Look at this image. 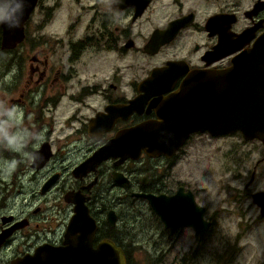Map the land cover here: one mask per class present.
<instances>
[{"label":"flooded vegetation","instance_id":"af4514ba","mask_svg":"<svg viewBox=\"0 0 264 264\" xmlns=\"http://www.w3.org/2000/svg\"><path fill=\"white\" fill-rule=\"evenodd\" d=\"M60 3L36 0L24 26L25 39L12 50L2 49L0 25V110L16 104L22 108L13 130L29 134L28 146L37 143L44 115L33 108L31 98L35 95H42L51 106L50 123L63 100L75 106L72 111L60 112L62 124L56 138L49 131L38 148H31L35 160L29 164L30 174L22 176L13 193H0V264H79L77 260L97 264L101 246L120 252L126 264H135L143 249L147 253L144 245L153 246L160 257L178 249L182 260L195 259L200 253L181 249L180 239L188 237L199 245L210 241L221 212L211 213L206 188H199L201 181L180 175L181 154L195 138L206 137L211 144L238 137L236 146L245 145L237 146L230 156L233 165L222 174L241 181L247 165H253L252 155L244 148L258 144L263 158L256 161L245 191L251 189L264 164V141L244 135L248 129L264 132V74L255 80L241 79L250 91L236 97H245L248 103L257 101L261 107L252 106L243 113L245 105L239 104L235 132L225 135L219 133L228 123V101L222 91L229 87L213 75L249 62L264 70V0H93L89 27L83 31H79L85 20L83 13L78 14L80 8L59 17ZM37 17L41 30L54 26L63 35L55 41L44 35L43 47L32 44L27 26ZM171 25L170 38H155L159 33L162 37ZM27 42L33 56L28 76L17 87L15 81L26 65L20 60L21 47ZM89 53L93 54L91 60ZM88 61L93 62L92 71L85 65ZM156 72L161 75L153 87L148 81ZM195 72L205 76L194 77ZM212 92L219 94L215 102ZM202 93L209 99L210 109L205 110L204 118L209 128L192 132L173 155L152 156L142 149L138 157L123 159L107 150L125 132L133 131L138 142L148 131L187 130L185 100L169 101L197 98ZM255 111L260 113L259 125H246L244 115ZM219 119L220 124L212 125ZM211 130L216 133L212 135ZM62 145L72 148L60 157L66 163L57 169L56 146ZM99 153L101 161L76 172ZM17 155L0 145L2 164ZM15 160L16 177L21 160ZM30 186L36 187L31 195L27 193ZM263 192L251 194V208H257L261 218L264 209L254 202V195ZM144 195L172 199L175 211L158 214ZM179 195L185 203L182 212ZM239 195L229 200L239 201ZM79 214L83 216L79 226L72 225ZM206 253L210 252L205 249Z\"/></svg>","mask_w":264,"mask_h":264},{"label":"rangeland","instance_id":"374dc122","mask_svg":"<svg viewBox=\"0 0 264 264\" xmlns=\"http://www.w3.org/2000/svg\"><path fill=\"white\" fill-rule=\"evenodd\" d=\"M61 3L58 6L60 9L59 17H64L72 11H76L79 7L78 14L83 13L85 18L84 23L80 27L79 31H83L88 28L89 21L87 18L92 16L93 11L91 7L94 6L93 0H59ZM41 23L40 17H37L34 23L28 24L27 30L29 33V39L39 44L37 47H43L42 38L44 35H51L53 40L59 39L63 35V31L54 26H48L46 30H41L38 25ZM33 47V46H32ZM36 47V48H37ZM33 56L31 43L27 42L24 47H21L20 60L25 62V68L19 79L15 81L17 87H21V83L28 76L29 58ZM89 60L92 59L93 54L89 53ZM88 60V57L85 58ZM85 63V61H84ZM93 62L88 61L85 65H88V69L92 71ZM18 96H16L17 98ZM34 105L33 108L41 115H44V124L41 127V131L38 135V141L35 145L28 146L24 149L27 156L17 155L13 156V159L18 158L21 160V164L18 167L19 172L15 177L14 171L9 174L0 173V193L10 194L17 188L18 181L24 174L29 175V164L32 159L31 148L36 147L40 143L41 134L44 137H48L49 131H52V137L58 136V125L62 124L60 120V112L64 110L72 111L75 106L68 103V100H63L58 107V113L53 122L50 123L49 109L50 105L45 104V98L42 95H35L31 98ZM17 105V104H16ZM27 105H31L28 102ZM19 106V105H18ZM22 110L21 106H19ZM1 108V105H0ZM20 116L22 114L20 113ZM35 134H37L35 132ZM35 136V135H33ZM238 137L228 138L226 140L215 141L208 144V139L195 138L192 143L184 150L179 158L180 175L184 179H196L201 181L199 188H206L205 198L211 208V213L221 212V219L218 221L217 229L215 230L213 237L205 244L199 245L196 241L192 242L186 239H180L178 245L181 249L187 250L188 248L194 249L199 252L200 255L193 260H182L181 251L178 249H172L171 253L167 257H160L157 254V249H154L151 245H144L142 256H139L138 260H135V264H264V218L260 217V212L257 208H251L252 199L251 194L264 191V164L260 167L257 177L251 189L245 191V185L251 178V172L257 160L263 158V149L258 144H251L244 149L249 150L248 154L252 155L253 165H247L243 180L233 181L231 174L228 173L227 177L223 176V172L230 168L231 154L235 152L238 145H245L239 143ZM59 150V160L55 167L58 169L62 164H65L64 157L66 153L71 150L72 146L64 147L56 146ZM6 153H4L5 155ZM8 157V156H6ZM9 160H6L4 164L0 162V168L7 165ZM225 161L227 165L225 164ZM250 162V163H251ZM224 165V166H223ZM44 174V173H43ZM69 176V173H65ZM27 180L31 179L26 178ZM40 179V178H38ZM42 181V179L40 180ZM35 186H30L27 193L31 195V191L35 190ZM241 200L231 202L229 199L237 198L238 193ZM204 196H202L203 200ZM228 200L227 202H224ZM171 248L169 245L166 247V251ZM205 249L210 253H206ZM168 253V252H167Z\"/></svg>","mask_w":264,"mask_h":264},{"label":"water","instance_id":"95a60500","mask_svg":"<svg viewBox=\"0 0 264 264\" xmlns=\"http://www.w3.org/2000/svg\"><path fill=\"white\" fill-rule=\"evenodd\" d=\"M17 3L22 5L21 13H18V18L20 21L19 27H14L9 24L2 25L3 28V35H2V49L4 50H12L14 49L18 44H20L25 39V32H24V26L26 21L29 18V15L33 8L36 5V0H34L32 3L29 4L26 3V0H17ZM172 25L168 28V30L163 34L162 37H160L161 33L159 35H155V38L158 39H166L170 38L168 37L170 33ZM166 42V41H165ZM164 42V43H165ZM250 60V59H249ZM260 65V64H259ZM172 68L173 65H171ZM170 67V68H171ZM175 69V68H174ZM169 73V72H168ZM264 74V70L262 67L252 64V63H240V66L234 67L230 71H223V72H217L213 73L214 77L219 79L223 85L228 86V89H225V91H222V96L224 100L227 99L228 101V108H227V114H228V123L227 128L224 129L220 135H225L226 133H234L237 125V112L239 110V104H244V110L243 113L252 106H258L261 107L258 102H254L253 100L251 103H248L245 97H236L235 94L241 93L243 91L249 90V86L245 83H242L241 79L248 78L250 80H253L254 78L261 77ZM160 73L156 72L153 74V77L148 81V84L155 87L158 79L160 78ZM194 77H203L205 76L204 72H195L192 74ZM259 79V78H258ZM255 80V79H254ZM241 81V82H240ZM232 88V89H231ZM212 90H215V84H212ZM234 90V91H233ZM156 92V91H151ZM212 102H215V98L219 99V94L217 92H212ZM185 100L186 102V111L184 113L185 118L187 121L185 122V125L188 127L187 130L182 132H176V131H148L147 133H144V137L140 138L137 142L135 139V133L132 132H125L121 133L119 137L110 145V147L107 149L112 156L114 157H121V158H135L138 157L141 150L144 149L148 152L149 155L152 156H158L165 154L167 156L173 155L176 151L179 150L180 147H182L185 143V141L188 139L189 135L192 132L195 131H201L205 132V128H209V125L205 121V110L207 111L210 109V107H207V102L209 103V99L207 100L204 93H202L201 96L197 98H188V99H172L169 102H177ZM213 110H218L214 106H212ZM214 114V112H213ZM260 113L258 111H255L253 113H250L248 115H244V123L246 125H259V119ZM264 117V116H263ZM212 122V121H211ZM220 124V119L215 121L212 125ZM224 122V115L222 116V123ZM148 126V125H147ZM258 128V127H257ZM139 129V128H138ZM212 133H216L214 130H211ZM260 133V134H259ZM214 135V134H212ZM244 135L246 139H250L251 137H259L261 140L264 141V132H257L254 130H247L244 132ZM169 140H167V139ZM140 143H143L141 146ZM45 151H47L46 147H43ZM107 151V152H108ZM49 158V157H48ZM47 158V159H48ZM100 153L94 157V160L87 163L86 165H82L79 169H83L85 166L87 168L90 166V164L101 161ZM44 162V161H43ZM48 189V187H46ZM45 189V190H46ZM72 196V195H69ZM150 199V203L152 205V208L155 212L158 214H161L162 211L166 213H172L175 211V205L172 202V199L167 198L165 196L161 197H155L152 195L148 196H142ZM179 199V208L181 212L183 211L181 205H185L183 201L182 195H179L177 197ZM254 202L258 204L259 206H262L264 209V192L258 193L254 195ZM163 203V204H161ZM163 205V208H162ZM191 205H194L193 202H191ZM82 214H79L78 218L74 219L72 222V225L79 226L78 223L82 219ZM191 221V220H190ZM193 222V221H192ZM77 223V224H76ZM194 226L196 229H198V221L196 218H194ZM197 224V225H196ZM117 251V250H116ZM118 253V254H117ZM117 253L110 249H105L100 247L99 260L95 261L97 264H126L124 257L120 252L117 251ZM106 255H110V258H106ZM108 260V261H107ZM79 264L82 262L80 260H77Z\"/></svg>","mask_w":264,"mask_h":264},{"label":"clouds","instance_id":"9594fccd","mask_svg":"<svg viewBox=\"0 0 264 264\" xmlns=\"http://www.w3.org/2000/svg\"><path fill=\"white\" fill-rule=\"evenodd\" d=\"M22 5L17 0H0V25L9 24L14 27L20 26L18 13H21ZM21 109L18 105H13L7 110H0V145L6 146L7 150L27 156L24 152L27 146L29 134L23 130H13L14 122L19 120ZM7 116L8 119L2 117ZM44 135L41 134L40 143L44 142ZM39 146V145H38ZM37 146V148H38ZM35 158H32L34 162ZM18 164L17 160L8 161L7 165L0 168V173L9 174L15 170Z\"/></svg>","mask_w":264,"mask_h":264}]
</instances>
